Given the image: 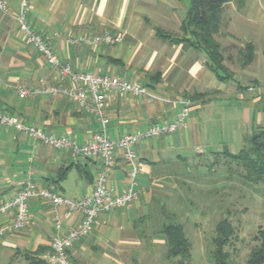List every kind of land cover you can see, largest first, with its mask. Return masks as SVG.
<instances>
[{"label": "crops", "instance_id": "0c3cea01", "mask_svg": "<svg viewBox=\"0 0 264 264\" xmlns=\"http://www.w3.org/2000/svg\"><path fill=\"white\" fill-rule=\"evenodd\" d=\"M6 1L9 13H0V109L47 134L70 137L84 145L99 131L100 124L96 116L85 114L75 100L61 95L32 93L24 99L17 95L18 86L40 91L61 82L56 71L26 44L18 30L14 15L22 0ZM26 1L31 26L50 41L62 63L78 72L116 76L146 86L158 98L108 93L104 110L112 139L173 120L180 105L166 100L191 102L186 129L135 146L142 167L138 176L142 191L139 198L123 209L100 214L91 232L75 243L68 254L69 264H137L136 251L142 242L134 231L139 215L148 210L152 192L162 189L164 181L179 172L166 170L168 154L173 157L177 150L199 155L205 146L228 151L218 137L228 135L230 140L235 139L239 117L250 128L264 122L263 72L244 71L254 67L257 47L252 43V62L245 67L240 65L241 76L254 79L257 88L252 94H240L236 71L225 58L223 65L231 78L221 81L211 71L205 52L190 42L192 35L183 28L187 15L186 7L181 6L183 0ZM106 33L122 35V42L106 45L100 40ZM82 37H89V42H72ZM225 45L234 44L229 40ZM259 64L262 60L258 55L260 67ZM238 101L244 106L237 108L232 104ZM98 168L96 160L54 150L14 127L0 125V202L13 198L27 180L61 198L77 201L92 191ZM127 171L123 160L117 157L109 184L118 194L128 186ZM28 211V226L0 237V264H55L51 258L52 238L78 227L80 222L77 212L63 206L55 209L38 198L28 202ZM146 212L142 219L147 217ZM55 213L62 222L60 231L54 225ZM11 220V215L0 218V225Z\"/></svg>", "mask_w": 264, "mask_h": 264}, {"label": "rangeland", "instance_id": "374dc122", "mask_svg": "<svg viewBox=\"0 0 264 264\" xmlns=\"http://www.w3.org/2000/svg\"><path fill=\"white\" fill-rule=\"evenodd\" d=\"M181 6L186 7L187 12L190 0H183ZM220 28L215 39L220 44L223 58L236 71L235 80L241 84L238 92L252 94L257 87L253 85L254 79L241 76L239 52L246 43L256 45L258 54L254 67L244 71L247 74L262 71L264 83V0H231L223 6ZM229 40L234 45H225ZM258 55L262 60L260 67L257 66ZM232 104L237 108L244 106L241 101ZM260 123L262 126L263 120ZM257 128H250L239 117L236 138L230 140L226 135L218 137V142L226 145L229 153L237 154L245 147V138ZM218 148L205 146L199 155L177 150L173 151V157H170L172 153L168 154L166 170L179 172L170 181H164L162 189L152 192L148 210L139 215L134 231L142 242L140 250L136 251L137 264H171L165 258L167 248L161 234L162 225L170 222L180 224L189 241L190 256L184 264H216L213 239L216 237L215 227L222 220H226L234 230L222 250L227 255V264H246L250 251L257 245L255 238L259 230L264 229V182L252 184L245 181L241 177L243 171L234 162L217 155V152H222V148ZM146 211L147 217L142 219ZM126 221L129 222V217Z\"/></svg>", "mask_w": 264, "mask_h": 264}, {"label": "built area", "instance_id": "2783aa9c", "mask_svg": "<svg viewBox=\"0 0 264 264\" xmlns=\"http://www.w3.org/2000/svg\"><path fill=\"white\" fill-rule=\"evenodd\" d=\"M28 10V2L22 0L18 13L14 15L18 30L26 44L32 46L43 57L46 64L56 71L61 84L49 86L40 91H30L25 87L18 86L16 87L17 95L21 99L32 93L50 97L61 95L70 98L77 102L85 114L96 116L100 128L87 143L78 145L70 137L47 134L35 126L27 125L18 121L16 117L5 114L1 109L0 125L14 127L19 133L25 134L54 150L68 151L75 157L96 160L99 162V168L96 171L92 191L77 201L61 198L50 189L38 187L27 180L23 188L13 198L0 202V218L9 215L12 217L9 223L0 225V237L18 231L30 224L31 215L28 211V202L32 198L47 201L55 209L63 206L68 211L77 212L80 215V222L78 227L67 231L64 235H56L52 238L50 243L51 258L55 264H69V250L75 243L91 232L100 214L123 209L139 198L142 191L139 187L138 176L142 171V167L135 146L142 141L186 129L191 102L189 100L179 102L166 100V102L180 105V109L173 120L161 124H152L142 132L131 133L116 140L112 139L107 131L109 120L104 110L108 93L128 94L133 97L146 96L153 100L158 98L146 86L122 80L116 76L78 72L69 64L62 63L54 54L50 41L31 26L27 18ZM0 13L3 15L9 13L6 0H0ZM100 40L106 45H115L122 42V35L106 33ZM72 42L88 43L89 37H82ZM117 157L123 160L128 169L129 183L121 194L116 193L115 189L109 184L110 170ZM53 221L56 230L60 231L62 222L58 214H54Z\"/></svg>", "mask_w": 264, "mask_h": 264}, {"label": "trees", "instance_id": "16d2710c", "mask_svg": "<svg viewBox=\"0 0 264 264\" xmlns=\"http://www.w3.org/2000/svg\"><path fill=\"white\" fill-rule=\"evenodd\" d=\"M231 0H190L183 28H187L192 35L190 42L203 50L209 60L211 71L219 80L231 78L228 69L223 65V55L220 44L215 40L220 28V15L223 6ZM175 40V39H173ZM189 40V39H188ZM187 41V40H186ZM241 66L249 65L254 57V46L246 43L240 50ZM240 88V87H239ZM222 155L243 171L241 177L249 183L264 182V124L259 126L250 136L245 138V147L237 154L228 151L217 153ZM245 173V174H244ZM216 237L213 239L214 260L216 264H227V255L223 253V246L227 243L234 230L226 220H222L215 227ZM161 234L166 246L165 258L171 264H184L190 256V244L184 235L183 227L174 222L162 225ZM257 245L250 251L246 264H264V229H260Z\"/></svg>", "mask_w": 264, "mask_h": 264}]
</instances>
